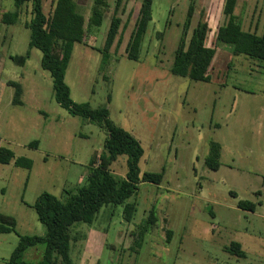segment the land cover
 Segmentation results:
<instances>
[{
    "label": "rangeland",
    "instance_id": "obj_1",
    "mask_svg": "<svg viewBox=\"0 0 264 264\" xmlns=\"http://www.w3.org/2000/svg\"><path fill=\"white\" fill-rule=\"evenodd\" d=\"M3 1L0 11L15 9L14 0ZM116 1L80 5L86 43H74L65 80L75 102L107 107L112 121L140 141L141 173L164 171V176L160 184L142 182L127 200L137 207L131 221L124 217V204H109L93 223L70 227L74 263L264 264V60L234 54L217 41L226 0H153L139 55L130 58L128 43L142 0H124L117 13ZM192 3L191 29L208 18L213 25L207 38L216 48L210 81L171 72ZM54 4L43 0L46 15ZM94 9L103 13L98 26ZM234 12L243 30L263 34L264 0H238ZM115 14L119 30L106 49ZM31 17L30 6L14 24L0 19V213L16 220L14 231L0 233V264L9 260L21 235L45 234L34 203L43 192L63 201L78 192L90 160L100 163L108 136L100 122L73 115L56 101L43 53L29 45ZM27 52L24 64L12 57ZM12 80L21 85V103L13 102ZM212 142L221 147L217 169L206 164ZM21 156L32 159L31 168L14 164ZM127 161L128 155L120 154L109 166L118 181L126 177ZM240 200L256 203L255 210L240 208ZM153 206L157 220L138 247L133 233ZM44 247L27 248L23 260L40 261Z\"/></svg>",
    "mask_w": 264,
    "mask_h": 264
},
{
    "label": "trees",
    "instance_id": "obj_2",
    "mask_svg": "<svg viewBox=\"0 0 264 264\" xmlns=\"http://www.w3.org/2000/svg\"><path fill=\"white\" fill-rule=\"evenodd\" d=\"M124 0L116 1V13ZM153 0H142L136 26L130 36L127 54L130 58H137L141 49L143 36L148 23L152 19ZM237 0H226L224 13L226 20L218 28L217 41L230 45L234 54H246L249 57L264 60V32L245 31L234 12ZM15 9L4 12L1 20L7 24L16 23L21 14L31 6L32 17L26 23L30 28V47L39 48L42 53L41 64L47 69L53 80V91L56 101L73 115H80L104 126L108 136L104 143V150L100 155V163L95 165L94 157L90 160V170L85 183L78 188V192H69L68 198L63 201L50 192H43L33 207L38 219L46 226L44 235H21L17 246L5 264H75L71 257L72 235L70 227L77 222L91 224L104 205L118 206L124 204V217L131 221L137 210L136 202L127 201L136 192L142 182L160 184L164 171H146L141 173L139 161L144 150L140 141L124 128L117 126L109 117L107 107L92 108L88 102L78 103L71 97V90L65 80L66 69L69 64L75 42H85V17L79 10L75 0H56L50 15L43 11V0H14ZM100 12L102 9H98ZM94 9L95 25L103 20V13ZM193 3L189 6L184 23V33L175 50L171 72L177 75H186L195 80L210 81L209 68L216 53V48L207 45L209 26L207 21H199L191 29L194 16ZM121 18L115 14L111 18L105 48L109 49L118 33ZM191 29L189 39L187 33ZM29 52L21 56H12L17 63L24 64ZM104 59L108 53L103 54ZM16 87L13 102L21 103L20 83L9 82ZM33 141L31 146L37 147ZM220 144L212 142L210 152L206 158L209 168L217 169L220 165ZM8 155L7 151L3 152ZM120 154L128 155V171L126 177L118 181L110 170V164ZM6 157V156H5ZM16 166L31 168L33 161L30 158L18 157L14 159ZM238 206L242 209L255 210L256 203L249 200H240ZM156 207L153 206L148 217L138 223V230L133 233L135 245L141 247L145 233L156 222ZM14 217L0 213V233L15 230ZM169 231V239L171 238ZM44 244V254L38 262L23 260L24 251L34 245ZM231 246L241 254L240 244L233 242ZM234 249V248H233Z\"/></svg>",
    "mask_w": 264,
    "mask_h": 264
},
{
    "label": "crops",
    "instance_id": "obj_3",
    "mask_svg": "<svg viewBox=\"0 0 264 264\" xmlns=\"http://www.w3.org/2000/svg\"><path fill=\"white\" fill-rule=\"evenodd\" d=\"M56 1V0H55ZM76 2H77V4L79 5V7H80V5H87V0H75ZM238 1V0H237ZM2 2H4L3 0H0V4H2ZM224 5H225V3L222 5V11H223V14H225L224 13ZM11 7H12V5H11ZM2 11V12H1ZM0 11V13H1V15H0V19H1V16H2V13H4V12H6V10H1ZM86 16V15H85ZM225 20H226V18H225ZM225 20H224V23H225ZM207 23H208V26H209V28L211 29V26H213L212 25V21L208 18L207 19ZM224 23H221V24H219V27L221 26V25H223ZM197 24H198V22H197ZM196 24V25H197ZM192 25V24H191ZM195 27V26H194ZM218 27V28H219ZM218 28H217V31H218ZM207 45H208V43H207ZM210 46V45H209ZM254 211V210H253Z\"/></svg>",
    "mask_w": 264,
    "mask_h": 264
}]
</instances>
